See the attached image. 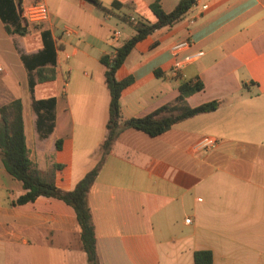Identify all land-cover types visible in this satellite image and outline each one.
<instances>
[{"label": "crops", "instance_id": "1", "mask_svg": "<svg viewBox=\"0 0 264 264\" xmlns=\"http://www.w3.org/2000/svg\"><path fill=\"white\" fill-rule=\"evenodd\" d=\"M99 1L102 7L45 0L48 19L33 25L37 36L10 35L0 19V105L20 100L29 157L41 173L59 164L54 182L64 190L100 157L109 94L99 58L110 52V32L126 24L122 42L134 32L130 17L153 22L151 3L169 12L179 0ZM42 29L56 59L53 79L36 82L33 97L55 104L38 123L20 55L41 48ZM185 38L190 47L173 56L170 46ZM198 50L201 56L185 59ZM127 76L122 119L172 103L181 81L203 83L185 98L189 106L224 102L157 136L119 133L86 195L99 263L194 264V251L210 250L211 264H264V0H199L136 43L115 71L118 80ZM203 135L216 145L193 151ZM24 191L0 160V264H87L72 207L46 196L17 204Z\"/></svg>", "mask_w": 264, "mask_h": 264}, {"label": "trees", "instance_id": "2", "mask_svg": "<svg viewBox=\"0 0 264 264\" xmlns=\"http://www.w3.org/2000/svg\"><path fill=\"white\" fill-rule=\"evenodd\" d=\"M20 1L17 0V4ZM87 1L102 7L99 0ZM193 2L194 0H179L169 12H165L157 1L151 3L149 9L155 16V21L137 22L133 26V34L115 48L113 55L107 53L100 56L99 61L105 67L103 76L109 94L108 117L105 124L106 135L99 144L100 157L98 161L75 183L72 189L64 190L55 185L53 173L54 169L59 168V164L51 163L50 169L41 173L30 159L25 142L20 100L13 99L0 105V160L4 169L12 177L21 181L25 190L16 198L15 202L23 204L33 201L38 196H46L60 199L71 206L79 226L81 246L86 253L87 264L100 263L86 195L119 133L126 128H134L150 136H157L168 130L173 123L199 113L213 111L224 102L223 99H211L195 106H189L185 98L202 89L203 83L201 81L195 83L181 81L178 83L179 94L172 103L163 105L141 117L122 119L121 116L120 95L123 89L132 83L133 78L127 76L118 80L115 77V71L122 65L137 42L158 28L172 26L180 21L190 10ZM0 19L5 31L10 35L23 36L30 31V24L24 22L19 16L15 0H0ZM40 37L42 46L36 53L20 55L28 73V90L32 106L38 115V123L39 118L44 114H51L50 111L55 104L53 97L42 99L33 97V87L36 82L53 79V66L56 59V48L50 32L47 29H42ZM32 71L35 74V79ZM155 73L157 74V71ZM40 111L44 112L43 115ZM55 146L56 148L59 146L57 141ZM212 258L210 250L193 252L194 264H211Z\"/></svg>", "mask_w": 264, "mask_h": 264}, {"label": "built area", "instance_id": "3", "mask_svg": "<svg viewBox=\"0 0 264 264\" xmlns=\"http://www.w3.org/2000/svg\"><path fill=\"white\" fill-rule=\"evenodd\" d=\"M198 1L199 0H194V2L191 4L190 10H193L198 6ZM201 9L206 8V4H202ZM18 8V13L20 18L30 24V25H39L40 23L46 21L48 19V11L47 7L45 4V0H27L25 1H20L17 4ZM129 20L133 22V24H136L137 21L133 18L130 17ZM192 21V19H190ZM109 41L111 44V49L109 54L113 55L114 50L117 46L121 44V34L119 30H112L109 35ZM190 47V41L189 39H181L178 41L173 42V44L170 46V52L172 53L173 56H176L178 53L188 49ZM203 52L201 50L192 52L186 56V60L188 61H193L199 56H201ZM177 68L178 66L173 67V72L174 74L177 73ZM3 71V66L0 64V72ZM216 145V139L203 135L197 138L193 144L191 145V149L193 151H199V150H207L211 149ZM186 222L189 221V218L185 219Z\"/></svg>", "mask_w": 264, "mask_h": 264}, {"label": "rangeland", "instance_id": "4", "mask_svg": "<svg viewBox=\"0 0 264 264\" xmlns=\"http://www.w3.org/2000/svg\"><path fill=\"white\" fill-rule=\"evenodd\" d=\"M117 29L120 31L121 35H122V39L129 34V32L131 31L130 28L125 24H123L122 26L121 25H118L117 26ZM30 33L33 35V36H37V30L35 28V26L33 25H30ZM1 73V72H0Z\"/></svg>", "mask_w": 264, "mask_h": 264}]
</instances>
